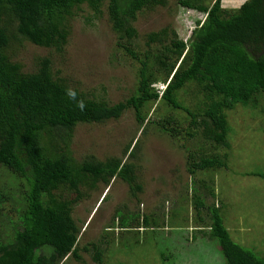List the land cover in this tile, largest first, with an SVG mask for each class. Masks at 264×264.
<instances>
[{
	"label": "trees",
	"instance_id": "trees-1",
	"mask_svg": "<svg viewBox=\"0 0 264 264\" xmlns=\"http://www.w3.org/2000/svg\"><path fill=\"white\" fill-rule=\"evenodd\" d=\"M169 3L0 0V264H70L71 259L83 263L81 228L72 214L85 190L109 186L119 178L134 198L142 192L132 161L74 158L72 140L80 125L117 121L133 110L145 132L155 128L198 144L188 156L193 177L229 169L231 113L239 106L264 111V0H247L234 10L224 9L222 0L212 5L210 0H176L184 11L206 16L196 21L189 40L169 28L141 40L135 28L138 17ZM86 11L92 14L87 22L106 15L112 24L113 62L136 67L131 96L116 105L106 96L82 91L71 78L54 71L53 56L62 55L70 43L71 21ZM25 45L49 50L50 56L37 58L34 68L26 71L18 57ZM150 104L159 106L156 118H149ZM129 150L125 156L132 159L138 145L132 153ZM252 176L264 180V172ZM208 182L202 180V186L216 199L214 183ZM197 193L195 189L197 226L186 244H212L224 264H264V253L233 240L225 223L227 205H209L208 197ZM115 218L119 221L111 231L82 248L95 264H104L114 246L130 249L135 240L127 241V235L135 238L142 229L153 233L156 243L161 240L159 230L165 227L148 216L125 207ZM115 228L122 232L118 238ZM169 228L188 232L179 225ZM159 256L165 264H175L180 254L164 247Z\"/></svg>",
	"mask_w": 264,
	"mask_h": 264
},
{
	"label": "rangeland",
	"instance_id": "rangeland-1",
	"mask_svg": "<svg viewBox=\"0 0 264 264\" xmlns=\"http://www.w3.org/2000/svg\"><path fill=\"white\" fill-rule=\"evenodd\" d=\"M215 1L210 0L211 5ZM246 1L222 0V6L234 10ZM90 15L88 11L82 12L71 21L70 43L62 55L56 59L53 56L54 71L71 78L82 91L106 96L112 105H116L131 96L136 83V67L127 61L113 62L116 36L112 24L106 15L100 21L89 23ZM205 18L203 14L184 11L177 7L176 0H170L166 8L140 15L135 28L143 41L148 34L164 28L176 31L180 39L188 41L196 21ZM45 56H50L49 50L32 45H25L18 54L26 71L34 68L33 62L37 58ZM159 88L164 90L165 86ZM158 109V104L149 105L150 119L156 118ZM261 110L239 106L231 113L234 133L232 149L228 151L229 169L208 176L199 174L193 177L188 172L189 151L194 152L198 145L195 141L187 144V138L182 135L173 139L155 128L145 132L146 126L138 124L133 110L117 121L78 126L71 147L78 162L88 157L103 162L109 158L132 161L143 190L134 198L128 184L119 178L109 186L100 184L93 191L85 190L86 196L72 214L81 228L79 246L84 262L71 259L70 264H95L82 248L97 242L115 221L118 224L115 213L125 207L164 226L159 230L161 240L156 243L153 233L143 229L135 238L133 233L129 234L127 241L133 239L135 244L130 243V249L114 246L115 252L104 259V264H163L159 250L164 247L180 254L175 264H224L212 244L199 242L198 246L196 243L192 247L186 244L187 237H192L191 232L197 226L193 205L195 189L198 196L208 197L209 205H227L225 223L236 243L264 253V180L252 176L254 172H264V111ZM176 114L181 116L180 112ZM136 145V156L129 159L125 150L130 147L132 153ZM204 179L209 184L213 181L216 199L207 195L208 191L201 183ZM171 225L187 227L190 234L183 229H171ZM114 231L116 238L121 236L120 229Z\"/></svg>",
	"mask_w": 264,
	"mask_h": 264
}]
</instances>
